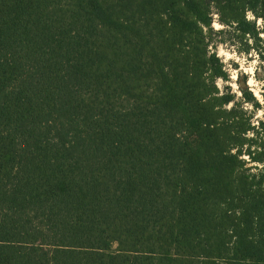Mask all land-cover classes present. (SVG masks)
Wrapping results in <instances>:
<instances>
[{"label": "trees", "instance_id": "16d2710c", "mask_svg": "<svg viewBox=\"0 0 264 264\" xmlns=\"http://www.w3.org/2000/svg\"><path fill=\"white\" fill-rule=\"evenodd\" d=\"M247 11L0 0V264H264L261 103L220 90L206 32L259 40Z\"/></svg>", "mask_w": 264, "mask_h": 264}, {"label": "rangeland", "instance_id": "374dc122", "mask_svg": "<svg viewBox=\"0 0 264 264\" xmlns=\"http://www.w3.org/2000/svg\"><path fill=\"white\" fill-rule=\"evenodd\" d=\"M251 20H255L254 13ZM261 20L264 21L263 19ZM236 26V23L231 24L220 21L218 14L214 12L211 29H207L206 31L210 40V48L220 57L226 73L225 76L216 79V84L222 92L230 91L235 94L236 103L239 101V97L242 96V90L252 91L261 103L260 106L256 108L251 101L248 102L244 99L240 104V108L251 114L253 116L251 120L254 124H257L264 118V107L262 106L264 104V59L261 57V53L264 50V35H261V33H264V23L258 25L256 22L257 29L259 30V40H256L250 34L239 32ZM252 52H255L256 55H250ZM254 59L256 60V64L253 66L252 71L246 72L244 69ZM241 60H243V66H241ZM233 73H235V78H233ZM249 79L252 80L251 84L248 82ZM233 85H235V88ZM233 103L232 101L227 107L230 108ZM249 136H252L251 132ZM253 164L250 163L249 165ZM257 165V168L253 167L254 171L263 168L262 163H257Z\"/></svg>", "mask_w": 264, "mask_h": 264}, {"label": "clouds", "instance_id": "9594fccd", "mask_svg": "<svg viewBox=\"0 0 264 264\" xmlns=\"http://www.w3.org/2000/svg\"><path fill=\"white\" fill-rule=\"evenodd\" d=\"M246 17H247V19H249V20L253 19V13H252L251 11H248V12L246 13ZM256 22H257L258 25H261L262 23H264V21H262L261 19H256ZM261 35H264V33H261ZM250 55L255 56L256 53H255V52H252V53H250ZM255 64H256V60L254 59V60H252V61L250 62L249 66H248L247 68H245L244 70H245L246 72H251L252 69H253V66H254ZM241 66H243V60H241ZM233 78H235V73H233ZM248 82H249V84H251V83H252V80L249 79ZM233 87L235 88V85H233ZM249 107H250V105H249Z\"/></svg>", "mask_w": 264, "mask_h": 264}]
</instances>
